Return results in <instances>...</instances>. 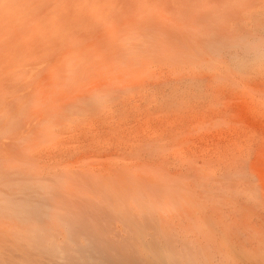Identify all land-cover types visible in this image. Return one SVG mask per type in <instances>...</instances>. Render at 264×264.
<instances>
[{
  "label": "rangeland",
  "instance_id": "374dc122",
  "mask_svg": "<svg viewBox=\"0 0 264 264\" xmlns=\"http://www.w3.org/2000/svg\"><path fill=\"white\" fill-rule=\"evenodd\" d=\"M7 1L10 2L13 0ZM20 1L23 2L24 0ZM54 1H58L60 4H68L70 2L72 4L73 2V0ZM120 1L123 2V0ZM128 1L129 0L126 1V4H128L126 9L122 10V8H118L119 10L121 9L122 12L127 11L126 14H124L123 12V14L121 15L123 20L128 18L124 23H119L122 31H124V29L127 30L128 25L126 24V22L129 19L130 21H134L139 18V16L142 17L148 13V11H145L144 13L142 5L140 6L139 3L137 6L132 7L133 5L131 4H134L135 0H133V2L132 0H130V2ZM15 2L16 1L14 0L13 3H10L11 5L13 4L12 6H14ZM147 4L152 5V2L148 1ZM129 5L133 9V11L130 7H128ZM23 8L24 5L22 9ZM113 21L115 22L116 19H104L102 21L103 27L106 28V26L104 25H106L107 23L113 24ZM247 21L250 26H255L259 23L258 20L254 19H248L245 21L243 20L241 22L243 23ZM106 32L108 33V31ZM106 32L105 34L107 35ZM86 36L88 35L86 34ZM123 40L125 39H122L121 41ZM259 41L264 43V36H262ZM169 49L170 48H168V50ZM173 50L178 51V48L174 47L172 51ZM189 50L190 49L187 50L188 54L191 55L184 59V63L187 67H185V69H181L182 71L178 70L175 72L174 70L164 65H156V67L154 65L151 68L149 67V71V68H147L146 70L145 67H141L138 68V70L134 69L132 70L133 72H130V68H128V70L126 71L122 66H120L121 68H123L121 70H123L125 73L121 70L116 72L117 70L114 69L116 67H114L112 70H106V75H103L104 77L106 76L109 78L113 75L112 78L105 79L109 81H106L108 82L106 84H112V88L115 84L117 87L115 89L110 88V90L101 91V93L93 92L94 98L96 97V101L92 99L94 102L92 103L91 100V103L87 105L90 112L88 110L82 112L79 111L78 108H76L75 110L77 111H74L73 114L71 113L69 114V116L67 115V117L62 119V121L56 123L57 125L55 126V130L52 134L49 135L47 132L41 134L40 138H37V143H35L37 139L34 142H26L28 145L32 146L31 149L26 144V146L20 153L23 155V157L24 153H29V159L31 161L33 160V162L35 161L33 163L35 169L33 168V170L27 168L28 170H32L33 173H35L37 176L39 175V177L41 178H49V181L51 179L57 181L58 179H61V177L63 179V176L67 179H74L71 181H73V183L77 185L79 194H77L75 190H72V192H68V190H65V188L61 186L62 184H59L61 183L60 181H62V179L59 181V183L58 181L55 182L57 186L54 184V187L52 186V188L50 189L52 191L49 190L51 196L48 195L49 192H47L48 194H45L42 191L41 192L44 196L47 195V198L42 196L44 200L46 199L52 205L55 204L56 208L62 209L64 211L63 218L67 223L65 226H70L72 228V234L74 236L76 235L75 237H73L77 240H74V238L71 237V232L67 231L64 227H55L53 233L41 235L29 231L28 229L19 225L17 222H14V220L8 218L6 220L5 218H2L0 219V264H79L83 262L82 260L98 264L106 263V260L109 262L111 260V263H135L141 260L148 261L151 256L150 252L148 250L140 249L141 244L138 242L139 235L137 237V233L135 229H133V222L128 218L130 212L137 213V211L141 209V206H144V203L142 202L143 200L142 198H140L142 197V194L139 193V189L140 192L144 189L143 187L145 182V185L150 183L154 184L153 186H151V188L156 190V192L158 190V193H160L158 194L154 191L156 194L161 196L163 193L162 201H166V194L161 185L164 183V185L167 184L173 186L176 191L186 192L188 190L189 193L186 192L188 195L190 194V192H192V199L190 198V195L188 196L185 194L187 196V199L185 200L186 204H183L185 202L182 203V201L176 199V201L174 200L175 203L173 202L175 205L177 204L176 207L174 205V209L173 207H171L172 203H170L171 205H164L165 211H163V209L161 208V214L163 213L165 217L167 216V219L170 218V220L165 219V221L167 220L168 223L166 224L168 226H172V228H170V232L173 228L175 230H172L175 233L171 232V235H175L176 238L178 237V241H180V239H184L185 237V239H187V235L192 234V230H195V232L193 233H196L198 227L200 228V230L202 228V230H206L204 229V225L199 226L200 224L198 223V219H196L195 217L196 215L199 216V212H203L204 214L206 212L207 214H210L209 216L222 215L223 219L227 222L229 221L230 225L233 226L226 227L225 232L231 233V231L234 229L233 233H235L238 229V233L242 235L243 231H253L252 224L256 223V220H259L260 218L264 219V217H262L264 215V208L261 207V204L262 206L264 205V178H262L264 177V167H262L264 166V58L257 60L250 55H246L245 57H242V59L246 60V65L239 64L242 62H238L235 66V61L232 58L216 53L214 54L210 50L204 52L202 47H199L198 44H195L193 50ZM193 51L195 53L199 51V53H208L206 54V56L203 53L202 56L205 59L207 58L205 62L208 63L205 66L199 67V69L194 67L192 64L199 62V59H201V57L198 58L192 56V54L194 53ZM212 55H214L215 57H213V61H211ZM190 56H192L193 58ZM69 58L70 57H67L66 59ZM196 59L198 60L196 61ZM228 62L230 64L232 63L231 67L225 65ZM139 69L141 71L142 69H144L146 73L145 71H143V73H141L142 75L139 76L141 72ZM112 71H114L116 74ZM147 71L150 75L147 73ZM121 72L124 74H120ZM178 72H180V75L177 74ZM109 73H111V75ZM131 76L133 77L131 78ZM126 77H130V82L126 79ZM147 79L149 80L147 81ZM105 80L103 82H105ZM112 80L116 81L112 82ZM119 80L124 82L123 85H127V88L125 86L123 87L122 83L117 84V81ZM131 82H133V84L134 82H137L135 83L136 86H134L135 84L133 85ZM89 92L91 93L92 91L90 90ZM96 94L97 96H95ZM105 99L107 101H105ZM24 135L26 134H19L18 137ZM11 141L8 139V142L11 143V147L12 145L14 147V143ZM146 142H149L148 146ZM33 143H35V145H33ZM226 145L229 149L226 147ZM141 146L144 147L142 148ZM26 147H28L27 149H29L30 151L27 149L25 151L24 149ZM224 148L226 149V151ZM239 149L241 150L239 151ZM241 151H245V153L240 154ZM246 151H253L254 153H249V158ZM225 152L228 154H225ZM235 153L244 155V157L246 158L248 157L247 161L243 156L240 157ZM230 156H232V158ZM258 156H261L259 157V160L257 159ZM153 158L154 160H152ZM235 160L237 161V163L243 162L242 165L239 164L240 166H237ZM256 161L257 163L255 165ZM245 162H250V165ZM251 162L253 164H251ZM243 165H246V168ZM161 167L163 168V170L161 169ZM240 169L241 171L242 169L245 170H243V173L240 172L239 174L238 170ZM236 170L238 171V173L236 172ZM215 171L217 172V175ZM219 171H221L222 174L224 173L225 175H222ZM219 173L221 174V176L219 175ZM206 174L209 175L210 179H213L207 182L208 186L211 187H208L206 184V180H210L206 179L209 178L208 176H206ZM49 175H51V177ZM250 175L251 177H249ZM258 175L262 177L260 178V176ZM139 177H142V179H140ZM137 178H139V183H142L143 185L138 183ZM172 178H174L175 180ZM200 178H202L203 180H201ZM153 179L156 181H154ZM255 180L259 182L257 183L255 182ZM76 181L78 184L76 183ZM159 181L160 183H162L159 184ZM203 181L205 184L203 183ZM192 182L195 183L192 184ZM213 182L215 185H213ZM230 182L233 184H231ZM201 183L204 184V187L202 188ZM220 183H223L224 186L221 185L220 187ZM246 184L249 186L246 187ZM141 185L143 186L142 189ZM194 185H196V187ZM199 185L201 190H199ZM225 185L229 186L226 187ZM255 185H257L256 187L259 188L261 192L255 187ZM222 186L226 189L222 188ZM207 188L209 191L206 190ZM0 189H2L1 186ZM128 190L132 192L131 196H134L135 194V196L133 197L134 200H132L133 198H131L130 192ZM257 190L261 194H263H258L259 192ZM57 191L59 194H57ZM134 191L137 193H135ZM197 191H200L199 193L201 196L197 194ZM202 191H206V193H208H201ZM236 193H238L239 195H237ZM246 193L249 194L247 195ZM195 195L197 196L195 197ZM205 195H207L209 198ZM251 195L252 198L255 196L254 199H251ZM248 196L249 199L247 198ZM136 197H139V199H137ZM228 197L230 198V201L227 199ZM210 198H212L214 201ZM130 199L132 201H130ZM254 200L257 201L255 202ZM192 201H198L199 203L194 204ZM206 201V204H208L207 207H210V205L212 206L210 207V209L212 208L211 211L210 209L205 208H202L205 209V211H202L201 207H204L205 203L201 202ZM238 201H240L241 203L243 202L245 208L247 206V210L249 211L250 215L256 210L255 213L252 214L253 216L251 215V218L248 212L244 213L238 211L234 206L231 205V202L232 204H235ZM249 201L250 203H247ZM258 201L260 205L258 204ZM126 202H128V204ZM134 202L137 204V206ZM191 203L192 205H190ZM200 203L202 206L200 205ZM220 203L223 204L220 205ZM246 203L248 205L250 204L249 207L254 206L256 209L254 208L255 210H253V208H249ZM252 203H254L255 205H252ZM180 204L183 205L180 206ZM133 205L135 208L129 210L128 208H133ZM223 205L225 207H223ZM167 206L168 208H166ZM178 206L181 207L180 212H182L183 208L186 207L184 208L186 209L185 212H183L184 214L178 212L179 210H177L178 213L175 214ZM219 206L220 209L218 208ZM228 206H230L229 209ZM221 207H223L224 209ZM120 208L123 210H121ZM124 208L127 210H125ZM221 209L222 211H220ZM172 210L175 211V213H173ZM125 212L127 213V215ZM169 212L171 217L168 216ZM180 214L184 215V217H181ZM189 214H192L190 215L192 216V218L190 217L191 219L186 216H189ZM225 214L226 216H224ZM176 215L180 216V221L176 219L173 220L174 218H179ZM235 216H237V218ZM245 216L246 218L248 217V220L254 222L252 223L251 221H249L251 222L249 223L248 221H245L244 223L246 225H244L241 220H246ZM230 217H232L233 219L235 218L236 220H234L236 223L234 222V220L232 221V218ZM3 219L4 222L2 223ZM191 221V225L196 223L194 224L195 227L191 226L194 228L192 230L190 227H188V225L185 224V222H189L187 224L190 225ZM182 223H184L185 225H182ZM210 224L212 225L213 223H209L208 221L205 225L209 228L208 230L212 229V226H210ZM176 226L178 231L176 229ZM240 226L244 227L239 228ZM182 228L185 229L188 234H186V232ZM179 229L180 232L183 230V235L185 236H181V233H177L179 232ZM77 230L79 232H77ZM81 230H84L85 232H80ZM24 234H26V237L24 236ZM196 234H199L200 236L199 230ZM218 234H220L219 230ZM18 237L22 240L18 239ZM29 238H32L33 240ZM39 239H41V241ZM252 240L255 239L253 238ZM37 241H40L39 245L33 246L32 244L31 246V248L36 247L35 250L37 249V246H39L40 249L38 247L36 251H34V249L32 250L30 246L27 245L29 243L31 245V243H36ZM215 241L217 242V239L214 240V242ZM87 242L91 243L87 244ZM216 242L215 244L212 242V245L214 247H217V245H219V242ZM40 244H42L43 246H40ZM93 244H96V248H100H94ZM227 244L230 245V243L227 242L225 244L226 247ZM250 244L251 243L247 244V248L250 247L249 252L245 250L246 253H244L247 260L252 259L251 256L253 255V249L255 248L254 246H252V244ZM60 245H63V247H61ZM232 245L233 244H231V246H228L230 249L228 247L227 248L229 250H231L232 248L234 253L238 248L239 249L236 253H238V251L242 248L241 246H236L235 244L234 246ZM45 247L47 250H49V252L51 251L50 253L52 254L57 253L56 255L58 256L59 253V258H61L62 260L59 258L58 260L54 259L56 257H52V254H50L46 250L44 251ZM62 248H68L69 251L70 249H72V251L68 252V250H62ZM55 249L57 251H53V253L52 250ZM251 250L252 252H250ZM59 251L62 253L60 254ZM45 252L49 254V258L47 257V254ZM63 252H65L66 254ZM68 253H70V255ZM72 254L75 256L77 255L75 257L76 259ZM255 255L256 254L253 255L254 259H257L258 255ZM63 256L68 257L72 261L70 262L68 258H63ZM84 256L86 257L84 258ZM262 259L264 263V257ZM214 264L217 263L214 262ZM224 264L231 263L224 262Z\"/></svg>",
  "mask_w": 264,
  "mask_h": 264
},
{
  "label": "bare ground",
  "instance_id": "6f19581e",
  "mask_svg": "<svg viewBox=\"0 0 264 264\" xmlns=\"http://www.w3.org/2000/svg\"><path fill=\"white\" fill-rule=\"evenodd\" d=\"M15 1H16L15 5L12 6L13 4L11 5L10 2L13 3L14 0L10 2L7 0H0V186L2 188L0 189V219L5 218L7 220L8 218V219L14 220V222H17L19 225L28 229L29 231L37 233V234H41V235L43 234L46 235L47 233H53L55 227H64L67 231H70V232L72 230L70 226H65L67 223L66 221H64V218H63L64 211L62 209L56 208L55 204L52 205L46 199L44 200L42 198V196L47 198V195L44 196L42 192L45 194L49 192V194L48 193L47 194L50 195L51 194L50 191H52L50 189L52 188L54 184L56 185L55 182L58 181L59 183L62 177L61 179H58L57 181L54 179H51L49 181L48 180L49 178L44 179L43 177L42 178L39 177V175L37 176L35 173H33L32 170H28V169H33V168L35 169L34 164H33L35 161L33 162V160L31 161L29 159V156H28L29 153H24V157H23V155L20 152H22L23 148L26 146L27 143H30L32 141L34 142L37 138H40L41 134H44L45 132H47L49 135L52 134L55 130V126L57 125L56 123H59L60 121H62V119L67 117V115L69 116V114L71 113L73 114L74 111H77L75 110L76 108H78L79 111H82V112L88 110L87 105L91 103V100L93 99L96 101V97L94 98L93 92L101 93V91L110 90V88H112L111 87L112 84L111 85L106 84L109 81L105 79L106 78L110 79L112 78L113 75L110 76L109 78L106 76L104 77L103 75H106V70H112L114 67H116L114 69H116L117 70L116 72H118L121 69H123L120 67L122 66L125 68L124 70L126 71L128 70V68H130L131 69L130 72H131L132 70L134 69L138 70V68H141V67H145L147 70V68L149 67L151 68L154 65L155 67L156 65L157 66L164 65L174 70L175 72L178 70L182 71L181 69H185V67H187L184 63V59L188 57L189 55H191V54H188L187 50L188 49H190L189 51H191V49L193 50L195 47V44H198L199 47L201 46L204 52L210 50L214 54L216 53L219 55H224L226 57L232 58L235 61L234 62L235 66L238 62H242L239 64L246 65V62H245L246 60L242 59V57H245L246 55H250L254 59H257V60L264 58V43L259 41L262 38V36H264V0H135L134 4H131L133 5L132 7L137 6L139 3L140 6L142 5L144 13L145 11H148V13L146 15L143 14L144 16L142 17L140 16L139 18L136 17L137 19L134 21H130L129 19L126 22V24L128 25V28L127 30L124 29V31L121 30L119 23L121 22L124 23L128 18L123 20L121 15L123 14L124 11L122 12L121 9L119 10L118 8L120 7L122 8V10L126 9L128 5L126 4L127 0H123V2L120 0H73L72 4L71 2L68 4L67 3L60 4L58 1H54V0H24L23 2L20 0H15ZM148 1H151L152 5H148L147 4ZM128 2H130V0ZM23 5H24V8L22 9ZM128 7H130V5ZM126 12H124V14H126ZM109 18H111V20L116 19V21L115 22L113 21L114 22L113 24L107 23L106 25H104L106 26V28H104L102 21L104 19L108 20ZM248 19L258 20L260 24L258 23L259 25L256 24L255 26L254 25L250 26L248 21L243 22V23L241 22L243 20L245 21ZM104 31L105 32L108 31L109 34L106 32L108 36L105 34ZM86 34L88 36H86ZM122 39H125V40L121 41ZM172 47L178 48L179 52L174 51V50L172 51L173 49ZM168 48L170 49L168 50ZM199 52H196V53L194 52L195 54L194 53L192 54V56H195L198 58L201 57V59H199V62L192 64L194 67L198 69L199 67L205 66L208 63V62H205L207 58L205 59L204 57H202L204 52L203 53H199ZM204 54L206 56V54L208 53H204ZM67 57H70V58L66 59ZM213 57L214 55H212L211 61L214 60L215 57L214 58ZM197 60L198 59H196V61ZM231 64L228 62L225 65H228L231 67ZM117 66H119L120 68ZM150 68L148 69V71L150 70ZM121 71L124 72L123 70ZM143 71L145 70L142 69L139 76L142 75L141 73H143ZM148 71L147 73L149 74ZM112 72L115 73L114 71ZM122 72L120 74L125 73V72L124 73ZM111 73L109 74L111 75ZM172 74H173V71H172ZM177 74L180 75V72H178ZM144 75H147V74H144ZM132 77L133 76H131V78ZM129 78L126 77L128 81H129ZM104 80L105 82H103ZM148 80L149 79H147V81ZM115 81L116 80L114 81L112 80V82H115ZM120 83H122L123 87L125 86L127 88V85H123L124 82H122L121 80L117 81V84H120ZM131 83L133 84V82ZM135 83L137 82H134V84ZM134 86H136V84ZM116 87L117 86L114 84L113 88L115 89ZM90 90L92 91L91 93L89 92ZM95 96H97V94ZM93 100H92V103L94 102ZM105 101L107 100L105 99ZM88 111L90 112V110ZM19 134H26V135L18 137ZM8 139L10 141L12 140L11 142L14 143V147L13 145L11 147V143L8 142ZM37 142H38V139L35 143ZM35 143H33V145H35ZM148 143H147V146H148ZM27 146L30 147V149L32 147L28 144ZM28 147H26L24 150L26 151ZM241 149H239V151ZM253 151H250V152L246 151L248 153V157L250 156L249 153L251 152L254 153ZM241 153L243 154L245 153V151L244 152L241 151L240 154ZM225 154H228V153L225 152ZM235 154H238V153H235ZM238 156L244 157V155H239V154ZM230 157L232 158V156ZM259 157L261 156H258L257 158L258 160H259ZM244 158L247 161V158L246 157ZM152 160H154V158ZM257 161L255 162V165ZM242 163H239V162L237 163L236 161L237 166H240L239 164L242 165ZM245 163H248V165H250L249 164L250 162H245ZM251 164L253 163L251 162ZM244 167L246 168V165ZM161 169L163 170L162 167ZM243 170L245 169H242V171L241 169L238 170L239 174L240 172L243 173ZM231 171H234V170H231ZM238 171L236 170L237 173ZM224 173L222 175H225ZM221 174L219 173L220 176ZM216 175H217V172H216ZM49 176L51 177V175ZM206 176L209 177V175L207 174ZM249 177H251V175ZM261 177L262 176H260V178ZM139 178H137V181ZM140 179H142V177ZM200 179L203 180L202 178ZM206 179H210V177ZM71 180H74V179H71V178L67 179V178H64L63 176V179L62 181H60L61 183L59 184H62L61 186L65 188V190H68V192L69 191L72 192V190H75V192L79 194V189L77 190V185L73 183V181ZM176 180H180V179H176ZM211 180L213 179H210L208 181L206 180V184L207 182ZM255 182L258 183L259 181L255 180ZM145 183H144V187L142 186L143 185L142 183H139V184H142L141 189L142 187L144 188L141 192H140V189L138 188L139 193L142 194L141 195L142 197L140 198H142L143 200L142 202L144 203V206H141V209L137 211V213L130 212L131 214L129 213V210L134 209L135 208L134 205H133V208H130V207L128 208L129 205L127 206V208L129 209L128 218L131 219L133 222L134 228L133 227L132 228L135 229L137 233V237L139 235L138 242L141 244L140 249L148 250L151 255L150 259L148 261L141 260L135 263H132V262H113L111 263V260L110 262L106 260V263H99V264H214V262H216L217 264H224V262L231 263V264H264L263 259H262L264 257V219L263 218H260L259 220H256V223H253L254 221L252 222L251 220H248V217L246 218L245 216L246 220H241L242 223H244L245 221H248V222L251 221L253 223L252 224L253 231L252 230L250 231L248 228L249 231H243V235H244L243 237L242 234L238 233L239 232L238 229L236 230L235 233H233L234 229L231 231V233L225 232L226 227H229L231 225L229 221L227 222L223 219L222 215L221 216L218 215L219 217L213 216V215L209 216L210 214H207L206 212L205 214L203 212H199V216L196 215L195 217L196 219H198V223L200 224L199 226L204 225V229L206 230H202L203 228L200 230V228L198 227L197 232L199 230L200 232V236H199V234H196L197 232L193 233L195 232V230H192L194 229L193 227H195L194 224L196 223L193 222L194 224L191 225L192 223L191 221L189 225L187 224L189 222H185V224L188 225V227H190L193 232H191L192 234H188L186 230L182 228L186 232V234H188L187 239H185L186 238L185 237L184 239H180V241H178L179 240L178 237L177 239L175 235H174L175 237L171 235L172 234L171 232L175 233L174 228L171 229V232H170V228H172V226L167 225L168 224L167 220L168 219L170 220V218L167 219L166 218L167 216L165 217L163 213L162 215L161 210L163 209V211H165L164 205L166 206V204H170V203H172L173 206L171 204L170 205L174 209V205H175L174 200L176 201V199L179 201H182V203L185 202V200L187 199L186 195H188L186 192H188V190L186 192L184 191L185 193L183 191H176L173 188V186L167 185V184L166 186L164 185L165 183L161 184L162 182L160 183L159 181V184L162 185V188L164 189L165 194H166V201L165 200L162 201L163 193L161 197L160 195H158L160 194L158 193V190L156 192V190L151 188V186L154 185L153 183L146 184V185ZM194 183L192 182V184ZM203 183H201L202 184L201 188L204 187L205 183L204 184ZM196 185L194 186L196 187ZM213 185H215L214 182H213ZM221 185H223V183H220V187ZM223 186L222 188L226 189ZM247 186L249 185L246 184V187ZM256 186L257 185H255V187ZM208 187H211V186H208ZM257 189L261 192L259 188ZM199 190H201L200 185H199ZM206 190H208V188ZM154 191L158 194H156ZM199 192L197 194L201 196ZM204 192L206 193V191H202L201 193H204ZM260 192L258 194L262 195L263 193L261 194ZM131 193L132 192H130V196H131ZM57 194H59L58 191H57ZM236 194L239 195L238 193ZM189 195L191 196L190 198L192 199L193 198L192 192H190ZM134 196H131V198H133ZM196 196L197 195H195V197ZM250 197L251 199H254L255 196L252 198V195H251ZM247 198L249 199V196ZM137 199H139V197ZM227 199L229 200L230 198L228 197ZM237 199H238V196H237ZM132 200H134V198ZM132 200L130 199V201ZM250 201L247 203H250ZM195 202L196 201H194L193 203L194 204L199 203L198 201L196 203ZM126 203L128 204V202ZM201 203H205V206H206V207L205 206L201 207V209L202 208L210 209V207H212L211 205L210 207H207L208 206V204H206L207 201L201 202ZM223 203H220V205ZM254 203H252V205ZM183 204H186V202ZM183 204H180V206ZM233 204L231 202V205L234 206L238 211L249 213V211L247 210V206L245 208L244 207L245 205L243 202L241 203L240 201H238L234 205ZM258 204H259V201H258ZM135 205L137 206L136 203ZM190 205H192V203ZM168 206L166 208H168ZM176 206L177 204L175 205V207ZM180 206H178L177 209L175 208L176 213L175 211L172 210L173 213L177 214L178 212H180L181 211ZM263 206L261 204L262 208H264ZM223 207L225 206L223 205ZM229 207L230 206H228V209ZM184 208L182 212L180 213L184 214L183 212H185L186 210ZM218 208L220 209V206ZM249 208H253V210L256 209L254 206L249 207ZM205 209H202V211L203 210L205 211ZM177 210L179 211L177 212ZM220 211H222V209ZM255 211L253 213H255ZM253 213H251V215ZM168 214H169L168 216H170V212ZM190 215L192 214H189V216L188 215L186 216L189 218L190 217L192 218V216ZM251 215H250V218H251ZM182 216L184 217V215H181V217ZM224 216H226V214ZM178 217H179L178 219L173 217L174 218L173 220L176 219L180 221L181 218L180 216ZM235 217L237 218V216ZM262 217H264V215ZM165 219L167 220L165 221ZM234 219L232 218V221ZM208 221L209 223L211 222L213 223L212 225L210 224V226H212L211 230H208L209 228L205 226ZM3 222H4V219L2 220V223ZM183 224L184 223H182V225ZM244 225L246 224L244 223ZM242 227L240 226L239 228H242ZM176 229H177V226H176ZM183 230L180 232V229H179V232L177 233L179 234L181 233V236H182ZM218 230L220 234H218ZM83 231L84 230H81L80 232H83ZM77 232L79 231L77 230ZM72 233L73 231L71 232V234ZM24 236L26 237V234H24ZM73 236L74 235L72 234L71 237ZM253 238L255 240H252ZM18 239L20 238L18 237ZM29 239H32V238H29ZM75 239L76 238H74V240ZM216 239H217V242L216 241L215 242L216 243L219 242V245L216 244L217 247H214L212 245V242L215 244L214 240ZM39 240L41 241V239ZM40 241L39 242L37 241L36 243H31V245L29 243L27 245L30 246L31 248L32 244L33 246L39 245ZM32 242H35V241H32ZM227 242L230 243V245L227 244V247L231 246V244H233L232 246H234L235 244L236 246H241L242 248L238 251V253H236L237 250L239 249L237 247L238 249L235 250L236 252L234 253L232 248H231L232 250L231 251L229 250L230 249L229 247L228 249L225 246ZM88 243H91V242H87V244ZM248 243H251L252 246L255 247V248L253 247L254 248L253 255L254 254L258 255L259 257L257 256V259H254V256L252 254H251L252 256L250 255L252 259L247 260V258L245 257L244 255V253H246L245 250L249 252V248H250V247L247 248ZM93 245H94L93 247L96 248L95 247L96 244H93ZM40 246H43V245L40 244ZM60 246L63 247V245H60ZM38 247L39 246H37V249ZM35 248L32 247L31 249L32 250L34 249V251H36L37 249L35 250ZM64 248H62V250ZM99 248L97 247L96 249H99ZM45 250L49 252V250H47L46 247L44 251ZM64 250H68V252L72 251V249H70L69 251L68 248ZM53 251L56 252L57 250L55 249V250H52V252ZM96 251H99V250H96ZM47 252L45 253L47 254V257H48L49 254ZM250 252H252V250ZM61 253L62 252H60V254ZM56 254H52L53 255L52 257H56L54 259L58 260L59 253H58V256ZM68 254L70 255V253ZM73 256L75 258L77 255L76 256L73 255ZM64 257L65 256H63V258ZM85 257L86 256H84V258ZM65 258L67 259L68 257H65ZM69 261L71 262L72 260L69 259ZM82 261L83 262L79 264H98V263H93V262L91 263L86 262L85 260H82Z\"/></svg>",
  "mask_w": 264,
  "mask_h": 264
}]
</instances>
